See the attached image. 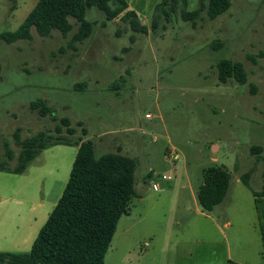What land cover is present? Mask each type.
Here are the masks:
<instances>
[{"label":"rangeland","instance_id":"obj_1","mask_svg":"<svg viewBox=\"0 0 264 264\" xmlns=\"http://www.w3.org/2000/svg\"><path fill=\"white\" fill-rule=\"evenodd\" d=\"M38 1L0 0V162L8 161L7 144L15 155L9 166L16 167L17 128L25 139L56 136L58 127L64 139L93 141L97 156L120 151L135 159L138 197L119 221L106 264H264V196L257 205L253 194L264 191V0H234L214 20L204 13L197 28L177 14L156 32L151 18L161 0H126L147 34L91 8L93 33L77 51L69 47L79 29L74 19L66 36L43 38L33 30L32 40H2ZM198 8L199 0H188L189 11ZM223 59L241 62L248 82L221 83ZM39 99L56 117L30 110ZM77 152L75 145H55L23 174L0 173V253L31 251ZM215 165L229 171L231 186L208 212L197 192L204 170ZM247 172L250 187L241 180Z\"/></svg>","mask_w":264,"mask_h":264},{"label":"trees","instance_id":"obj_2","mask_svg":"<svg viewBox=\"0 0 264 264\" xmlns=\"http://www.w3.org/2000/svg\"><path fill=\"white\" fill-rule=\"evenodd\" d=\"M234 0H199V8L188 10V0H161L155 7L151 18V29L156 32L161 21L171 22L174 15L180 14L184 22L197 28L205 13L214 20L229 11ZM98 8L106 15L107 21L120 18L128 23L135 33L147 34L145 25L138 13L126 0H39L16 32H7L1 36L6 43L32 40L33 30L43 37H51L55 31L68 35L74 24H78L69 47L78 50L93 33V23L86 20L87 11ZM214 42V48H219ZM264 58V52L261 53ZM218 79L227 83L230 79L239 84L248 82V75L241 62L223 59L217 64ZM81 87V85H79ZM78 88V87H76ZM30 110L41 117L55 116V111L47 101L39 99L30 104ZM57 120V119H55ZM62 126L73 136L75 130L71 122L64 118ZM85 133V129L83 130ZM56 136L40 132L22 139L21 128H17L14 137L20 147L16 167H10L8 161L15 157L14 151L5 144V157L8 161L0 162V171L23 174L28 166L44 150L55 145H75L78 152L73 163L68 183L47 222L36 237L31 251L25 254L0 253V264H106L105 257L121 218L129 214L130 205L138 197L136 170L137 161L118 152H108L97 156L93 141L64 139L62 129H56ZM261 152V148H254ZM204 180L197 192L201 208L211 212L226 199L230 186L231 174L222 166H211L204 170ZM153 174H148V180ZM252 172L242 175V182L250 187ZM257 205L259 196L264 191L253 192ZM259 207V211H261ZM261 227L264 240V226ZM227 264H240L229 260Z\"/></svg>","mask_w":264,"mask_h":264},{"label":"built area","instance_id":"obj_3","mask_svg":"<svg viewBox=\"0 0 264 264\" xmlns=\"http://www.w3.org/2000/svg\"><path fill=\"white\" fill-rule=\"evenodd\" d=\"M172 158L175 159V160H177L179 157H178V155H176V156H174ZM163 179L170 181L171 180V177H164ZM153 187H154L155 190H159V187H158L157 184H154Z\"/></svg>","mask_w":264,"mask_h":264},{"label":"crops","instance_id":"obj_4","mask_svg":"<svg viewBox=\"0 0 264 264\" xmlns=\"http://www.w3.org/2000/svg\"><path fill=\"white\" fill-rule=\"evenodd\" d=\"M0 173H2V174H8L7 172H3V171H0ZM152 180V178L150 179V180H148L147 182H149V181H151ZM42 204V202L39 204V206ZM57 205V204H56Z\"/></svg>","mask_w":264,"mask_h":264}]
</instances>
